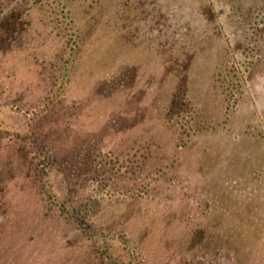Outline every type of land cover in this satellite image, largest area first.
<instances>
[{
  "label": "rangeland",
  "instance_id": "obj_1",
  "mask_svg": "<svg viewBox=\"0 0 264 264\" xmlns=\"http://www.w3.org/2000/svg\"><path fill=\"white\" fill-rule=\"evenodd\" d=\"M11 15L23 30L0 50L2 163L20 144L10 135L68 128L64 146L97 141L157 182L134 215L107 197L93 219L126 217L155 264L163 242L186 246L185 229L214 214L210 233L230 243L235 263L264 264V0H0V17ZM48 170L52 217L36 187L2 171L12 182L1 199L0 264L83 257L57 215L66 176ZM178 207L180 221L168 220ZM94 242L131 262L121 239Z\"/></svg>",
  "mask_w": 264,
  "mask_h": 264
},
{
  "label": "trees",
  "instance_id": "obj_2",
  "mask_svg": "<svg viewBox=\"0 0 264 264\" xmlns=\"http://www.w3.org/2000/svg\"><path fill=\"white\" fill-rule=\"evenodd\" d=\"M19 23L21 24L12 15L0 17V29L4 33L0 37V50L2 46L9 47L12 38L16 37L14 35L23 30ZM229 87L231 85L228 84ZM66 123L71 124L67 121ZM53 126L55 127L45 131L43 128L35 129L33 124L27 136L19 138L17 135H10L9 138L13 143V140H19L20 144L15 146L16 152L11 157V161L7 163L0 161V208L3 207L2 197L10 194L12 182L8 175L4 177L2 171L5 168L11 176L28 180L32 187H36L39 205L42 202L43 207L44 203L48 209L47 214L55 215L53 208L58 205H55L56 198L49 190L48 169L53 166L59 167L66 176L69 196L60 204L59 214H56L63 219L70 232L75 234L77 242L85 248L83 257L69 256L65 263L78 264L77 261H80L79 264H123L122 261L112 258L106 251L98 248L94 237L100 234L121 239L125 249L132 255V260L128 264H155V261H151L148 257L149 249L144 241L145 234L139 241L126 231V217L113 216L109 223H97L95 220L105 214L102 206L107 197L118 198L119 204L126 203L122 210L134 215L137 208L140 206L144 208L150 204L149 199L153 196L151 189L154 185L157 188V182L152 180L150 173H142L141 163L136 162L137 160L126 161L121 154L105 150V147L97 141L83 140L77 145L70 143L64 146L67 136L70 137L67 135L68 128L61 130L58 125L51 127ZM3 140L4 135L0 133V143ZM72 145H75L72 148L76 149L71 148L66 152ZM128 180L132 181V185L122 187L123 190L119 189L117 185L122 186ZM179 183L184 184L182 181ZM169 191L171 193V190ZM121 196L123 197L120 198ZM144 200H147L146 204ZM97 206L100 211L91 216V211ZM200 207L201 205L197 203V210ZM174 212V214L170 212L167 219L179 222L183 216L182 209L178 207ZM216 218L217 214H214L206 223L198 222L194 228H184L187 243L182 248L171 249L173 244L163 242L161 248L155 250V255L161 254L158 264H220L221 259L226 260L227 264H236L231 256L230 243L223 241L220 233V236L210 233Z\"/></svg>",
  "mask_w": 264,
  "mask_h": 264
}]
</instances>
